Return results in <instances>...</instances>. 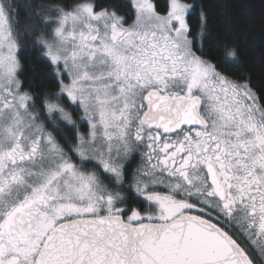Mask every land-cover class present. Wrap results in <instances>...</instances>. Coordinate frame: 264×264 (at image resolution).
<instances>
[{
    "label": "snow or ice",
    "instance_id": "6c2138e0",
    "mask_svg": "<svg viewBox=\"0 0 264 264\" xmlns=\"http://www.w3.org/2000/svg\"><path fill=\"white\" fill-rule=\"evenodd\" d=\"M208 25L0 0V264H264V85Z\"/></svg>",
    "mask_w": 264,
    "mask_h": 264
},
{
    "label": "trees",
    "instance_id": "16d2710c",
    "mask_svg": "<svg viewBox=\"0 0 264 264\" xmlns=\"http://www.w3.org/2000/svg\"><path fill=\"white\" fill-rule=\"evenodd\" d=\"M209 11L211 41L234 36L240 47L244 70L250 72L258 85H264V0H198ZM161 10L167 0H157ZM193 26L199 23V9L191 16ZM230 28L232 31L230 32ZM35 67H26L22 78L34 77L35 83L54 87L44 79L47 71L43 63L32 59ZM27 63V61H26Z\"/></svg>",
    "mask_w": 264,
    "mask_h": 264
}]
</instances>
